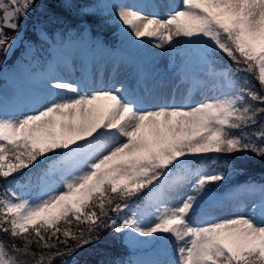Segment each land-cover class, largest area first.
<instances>
[{
	"label": "snow or ice",
	"instance_id": "snow-or-ice-1",
	"mask_svg": "<svg viewBox=\"0 0 264 264\" xmlns=\"http://www.w3.org/2000/svg\"><path fill=\"white\" fill-rule=\"evenodd\" d=\"M34 4L0 0L5 58ZM60 7L87 14L90 6L63 0ZM105 7L129 41L164 49L183 38V80L198 77L193 86L209 95L148 107L133 88L88 90L86 81L67 79L55 66L26 96L0 92V233L11 241L0 239V264H52L65 256L70 259L61 264H78L76 252L99 242L100 227L136 243L147 237L171 245L174 258L147 264H264V184L235 191L254 198L247 214L193 219L213 186L227 178L205 167L214 160L209 154L251 152L264 159V0H181L179 8L141 0ZM38 35L48 37L43 28ZM218 53L231 68L217 66ZM22 104L35 110L24 111ZM192 161L200 166L189 167ZM26 169L37 170L36 190L31 174L23 185L27 194L17 190V176ZM141 197L143 205L134 208ZM73 225L84 227L77 234ZM34 244L42 251H33Z\"/></svg>",
	"mask_w": 264,
	"mask_h": 264
},
{
	"label": "rangeland",
	"instance_id": "rangeland-1",
	"mask_svg": "<svg viewBox=\"0 0 264 264\" xmlns=\"http://www.w3.org/2000/svg\"><path fill=\"white\" fill-rule=\"evenodd\" d=\"M82 1L75 0L74 2L72 0L76 5ZM89 1L90 3L83 5L90 6L87 14H101L108 27H117L110 37L107 36L110 40L95 34L94 29L87 22L80 25V30L70 31L67 36L50 35L57 28V25L63 24L62 18L59 15L55 16L56 13H54V4L59 3L61 5L63 0H35L27 20H20L21 28L16 33L19 39L12 54L2 58L4 55L0 53V92L10 94L19 90L26 96L39 85L42 75L48 71L50 66H55L63 77H65V71L74 73V77L69 74L70 78L67 79L77 82L86 81L87 89H93L96 78L90 80L86 76L80 80L77 75L81 69L83 73L88 71V74L92 76L93 73L105 75V71H107L110 80V74L113 75L116 70L121 71L123 65L124 69L130 70L128 72L130 78H125V81L129 82L128 87L135 89L138 94L142 93L148 101L146 105L148 107L158 104L160 95L164 93L165 103H169V105L177 104L175 99H182L181 103H195L209 95L207 90L193 86V81L198 77L190 76L189 80H183L181 70L188 50V45L183 38H177L179 43L174 41L171 46L166 45L164 49L155 48L147 40L142 44L129 41L123 35L120 24L114 18L111 10L105 7L108 5L107 0ZM140 2L141 0H110L109 5L115 3L135 5ZM164 2L173 8H179L181 4V0H164ZM75 10L79 11V8ZM64 11H68V9ZM160 14L166 15V10L161 11ZM41 28L46 29L48 33L46 39H41L38 35V30ZM62 38H64L63 42ZM104 61L114 62L115 65L110 67L107 65L105 68L102 65ZM62 64H65V66L63 65L65 68L59 70V66ZM69 67L72 68V72ZM122 78L124 77L122 76ZM98 81L99 83L104 82L107 87L111 86L110 81H105V79H98ZM120 84V82L115 83L114 87ZM190 92H192V97L187 96ZM21 108L24 111L35 110V106L32 105L25 109L22 104ZM209 156L213 157L214 160L208 159L204 164L206 168L213 169L209 163L215 162L219 154H209ZM199 166L196 161H192L189 165L192 168ZM30 173L36 174L37 170L26 169L17 176L20 185L18 191L25 194L29 192V189L24 188L23 185ZM32 179L31 191L34 192L37 187L36 176H32ZM0 183L3 181L0 180ZM255 183L264 184V182ZM247 184L249 183L236 184L225 192L213 188L212 195L199 204L193 219L198 222H208L247 214L248 207L254 198L247 194L234 195L238 187ZM185 191L190 192V188H186ZM137 205H143V197L137 199L133 207L135 208ZM128 214L125 212L121 216ZM116 235L129 253L124 264H147L149 261L174 258L171 245L160 239L153 240L142 237L140 239L145 242L136 243L121 235ZM0 239H3L6 245L9 242V237L5 239L2 233H0ZM62 259L69 260L70 258L67 256L59 257V260L55 258L52 264H61ZM75 259H78L77 256Z\"/></svg>",
	"mask_w": 264,
	"mask_h": 264
},
{
	"label": "trees",
	"instance_id": "trees-1",
	"mask_svg": "<svg viewBox=\"0 0 264 264\" xmlns=\"http://www.w3.org/2000/svg\"><path fill=\"white\" fill-rule=\"evenodd\" d=\"M75 2V0H73ZM110 2V0H107ZM83 3V4H81ZM81 3L77 4L79 7H83L84 3H89V0H83ZM55 16L59 15L63 24L57 25V28L54 33L59 30L61 33L65 32L69 27H78L81 22H87L94 30L95 34L100 33L103 36H110L116 30V26L108 27L106 24L105 18L101 14H87L82 15L80 11L72 9L64 11L65 8L60 7V4H54ZM78 9V8H76ZM74 10V11H73ZM81 14V16H80ZM7 31V30H6ZM9 35L14 33L8 32ZM3 56L2 58H4ZM217 66L231 68L232 62L224 57L222 54H217ZM233 76L240 75L236 72L231 73ZM251 79V77H249ZM253 83H256L253 81ZM261 120H264V114L260 117ZM260 144V141H257ZM212 168L216 171H224L227 174V178L224 181L217 182L214 189L220 190L221 192L227 191L230 187H233L236 184H244L251 182H264V159L256 156L251 152H236L231 155L228 154H219L215 162L209 163ZM32 176H36L34 173H30ZM84 225L72 226V231L77 233L79 228H83ZM100 240L99 242H94L86 244L84 247L78 249L75 256H77L78 264H124L126 262V256H128L127 249L122 245L119 237L116 233L105 227H100L98 229ZM3 237L6 239L8 236L3 234ZM63 239V236L60 237ZM19 243V241H17ZM11 241L7 245H10ZM70 245H74L75 241L69 240ZM63 248V245H60ZM32 250L39 253L42 251L41 248L35 244L32 246ZM47 252L48 250H43ZM55 251V250H52ZM59 260V257L56 258Z\"/></svg>",
	"mask_w": 264,
	"mask_h": 264
},
{
	"label": "bare ground",
	"instance_id": "bare-ground-1",
	"mask_svg": "<svg viewBox=\"0 0 264 264\" xmlns=\"http://www.w3.org/2000/svg\"><path fill=\"white\" fill-rule=\"evenodd\" d=\"M65 66V64H62V65H60L59 66V70H61V69H63L64 70V66ZM102 65H104V67L106 68V66L108 65V67H110V66H113V65H115V63L114 62H111V61H104L103 62V64ZM69 70L72 72V68L71 67H69ZM128 72H130V70L128 69V68H126V69H124L123 68V65H122V67H121V71H115L114 72V74L113 75H111L110 74V77H111V79L109 80V74H107V71H105V75H103V74H97V73H93V76L92 75H90V74H88V71H85V73H83V70L81 69L79 72H78V75H77V77L81 80L82 78H85L86 76H87V78H89L90 80H94L95 78H96V80L94 81V83H96L95 84V86L93 87V89L95 88V89H99V88H109V87H107L106 85H104V82H102V83H99V81H98V79H105V81H110L109 82V84H111V86L110 87H114V84L115 83H118V82H120L121 84H123V85H125V87H128V81H125L126 79L125 78H130V73H128ZM69 74H70V76L72 77V75H73V77H74V73L72 74V73H69V72H67V71H65V77L66 78H70L69 77ZM122 76L124 77V78H122ZM135 81V80H134ZM120 84V85H121ZM119 85V86H120ZM119 86H117V87H119ZM88 90H92V89H88ZM192 92H190L189 94H187V96L188 97H192ZM161 96V98H160V101H159V103L158 104H160V105H163V104H169V103H165V98H164V96H165V93L164 94H162V95H160ZM181 97H182V95H181ZM181 101H182V99H175V102L177 103V104H180L181 103Z\"/></svg>",
	"mask_w": 264,
	"mask_h": 264
}]
</instances>
